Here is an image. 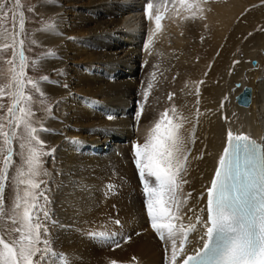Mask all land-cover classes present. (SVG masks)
Masks as SVG:
<instances>
[{
    "label": "bare ground",
    "instance_id": "obj_1",
    "mask_svg": "<svg viewBox=\"0 0 264 264\" xmlns=\"http://www.w3.org/2000/svg\"><path fill=\"white\" fill-rule=\"evenodd\" d=\"M137 2L38 0L32 6L37 27L30 40L38 55L33 61L49 77L38 86L53 103L38 133L45 145H56L47 166L54 201L49 241L66 264H172L171 242L151 227L133 151L165 110L182 124L187 156V183L178 194L180 214L186 215L178 226L196 223L197 215L206 220L201 209L228 131L264 149V0H186L183 8L180 0L169 6L150 0L140 8ZM140 18L147 27L139 40L135 28L123 27ZM16 21L13 33L19 16ZM19 51L17 41V70ZM244 87L249 102L242 107L234 98ZM102 173L119 185L117 198H104L105 180H96ZM100 232L106 238L91 236ZM203 232L196 224L189 233L187 254L201 245ZM183 257L178 251L176 264Z\"/></svg>",
    "mask_w": 264,
    "mask_h": 264
},
{
    "label": "snow or ice",
    "instance_id": "obj_2",
    "mask_svg": "<svg viewBox=\"0 0 264 264\" xmlns=\"http://www.w3.org/2000/svg\"><path fill=\"white\" fill-rule=\"evenodd\" d=\"M185 2L180 0L182 4ZM152 7L151 3L147 4L146 15L149 19ZM28 11L33 12L34 9L29 7ZM9 16L13 27L19 16V31L13 33L11 44L0 46V52L12 49V58L3 61L7 65L6 71L0 69V76L4 78V83L0 84V98L5 96L7 89L6 94L11 99V105L6 109L8 116L0 117V137H3L4 146L10 145L13 139H19L20 149H26L23 166L17 169L16 179L20 184L27 185L28 190L24 191L23 197L17 193L10 210L5 207L6 182L9 181L10 165L13 163V150L0 146V153L3 154V168H0V222L10 220L11 231L18 234V238L12 242L0 238V264H48L49 260L56 264L57 259L65 264V258L58 256L51 247L47 227L39 222L40 213L45 221L49 218L47 210L40 208L38 203L39 197L45 201L47 197L43 193L32 195V190L38 189L42 183L39 177L47 173L43 171L41 160L45 154L41 151L44 142L37 135L36 113L30 105L39 99L45 112L51 109L45 104L44 93L38 84L28 79L25 71L28 63L24 52L27 37L22 0H0V21ZM161 19L160 16L156 17L157 30L161 27ZM3 27L5 31L0 32V37L8 34L7 26ZM46 27L51 28L52 25ZM17 39L20 48L19 70L15 63ZM31 42L36 43L35 40ZM47 55L52 56L54 53L48 52ZM38 65L39 61H32V67ZM42 79L47 81L48 77ZM29 87L39 93V97L26 91ZM147 97L146 92L145 99ZM171 98L172 94H169ZM171 111L175 113L176 109L172 108ZM5 121L10 131H5ZM181 127L182 124L174 123L165 110L146 142L133 145L134 164L147 197V215L159 238L166 243L171 242L172 264L177 262L178 251L184 256L182 264H264V149L247 135L228 131L227 146L218 159L214 178L207 189L206 208L201 209V212L207 213L206 220L197 215L196 223H180L178 226L176 221H183L186 215L180 214L183 198L178 199V194L181 185L187 183L183 180L187 156L184 154L185 141L180 134ZM25 173L27 178L19 179ZM188 219L191 221L192 217ZM116 223L119 224V221ZM196 224L204 229L201 236L203 247L193 254H187L185 242ZM91 236L106 238L103 232L92 233ZM181 237L177 244V239ZM116 246H119V242ZM111 264L116 262L112 261Z\"/></svg>",
    "mask_w": 264,
    "mask_h": 264
},
{
    "label": "rangeland",
    "instance_id": "obj_3",
    "mask_svg": "<svg viewBox=\"0 0 264 264\" xmlns=\"http://www.w3.org/2000/svg\"><path fill=\"white\" fill-rule=\"evenodd\" d=\"M37 1L38 0H22V3H23L24 17L26 18L25 19V34L27 37L26 41H25L24 48H25V52H28V54L26 53L28 63H27V66L25 68V71H26L28 79H32L37 84H39V83L45 82L42 78L45 76L48 77V75L41 72L36 67L31 66L34 57L38 56L37 54H35L36 49L32 45V42L30 40L31 32H32V30H34L35 27H37V25L34 22L35 16H34L33 12L28 11V8L29 7L32 8V6H34ZM185 5H186V2L183 4L181 3L182 8L185 7ZM146 23L147 22L145 20H143V18L136 19L135 21L130 20L129 24L125 25L123 27V30L125 29V31H129L130 27L132 26L133 28H135L137 30V34L140 36V38H139V40H140L141 37L143 38L146 34L145 33L146 27H147ZM4 25L7 26L8 34L5 37H0V46H2L5 43L11 44L10 40L12 39V36H13V31H12L13 22H12L11 16H9L6 20L0 21V32L5 31V28L3 27ZM138 28H139V30H138ZM256 31H258V30H256ZM253 33L254 32L251 31V32L245 34V37H250L253 35ZM260 33L264 34V28L263 27H261ZM19 38H24V37H19ZM18 39H17V41H18ZM143 41L144 40L142 39L137 44L139 51H140V49L141 50L143 49ZM139 45H141V46H139ZM27 49H28V51H27ZM5 58H8V59L12 58V49L11 48L4 49L3 52H0V69H2L3 71H6V69H7V65H5L3 63ZM15 59H16V55H15ZM141 64H142V62H139V65H141ZM250 64H253V63H250ZM3 83H4V78H3V76H0V84H3ZM26 91L32 92L34 97H39V93L33 92L31 87H29ZM6 93H7V89H5V96L3 98H0V106H2V107H0V117H7L8 116L6 109H7V107H9L11 105V99L8 98ZM43 99H44L45 104L51 109L50 112L44 111V108L41 106L39 99H36L35 103L30 105V106H32L33 111H35V113H36L34 120H35V126L37 127V135H38V133L40 134L41 129L39 126H41V123L43 121V117L51 115L52 109H53V103L49 99H47L46 96H44ZM167 99H169V97H167ZM5 123H6V121H5ZM5 131H10L9 127L7 126V123H6ZM20 142L21 141L19 139H13L11 141L10 145L4 146L3 145V137H0V146L11 147L13 150L12 151L13 163H12V165H10L9 181L6 182V191H5V207L9 210L11 209V207L13 206L14 202L17 199V193H19V195L21 197H23L24 191L28 190L27 185L20 184L18 182V179H16L17 169L22 168L24 156L26 155V149H20V147H19ZM55 146L44 144L43 148L41 149V151L43 153H45L44 155L41 156L42 168H43V171L46 172L47 174L39 177V180L42 181V183H40V187L38 189L32 190L33 196H37L39 193H43L44 196L47 197L46 201L44 200L43 197H39L38 203H39L40 208L46 209L47 212L49 213V218L46 221L44 220L42 213H40V221L41 222L39 221L40 223L44 224L48 229V236H47L48 240H49V236L51 235V232H50V229H51L50 225L52 223V210L51 209H52V206H53L52 204L54 203V201H53V196L50 194V192L52 190L49 188V184H48L51 182L52 177L47 172V166L49 165L48 163L51 162V159H53V155L55 154V150H56ZM37 147H39V146H37ZM77 152H78V154H81L82 150H80V151L78 150ZM0 168H3V154L2 153H0ZM26 178H27L26 173H25V176L19 177V179H26ZM106 178L108 179L106 173L105 174L104 173L97 174V177H96V180L98 179L97 182H99L101 184L105 180V183L102 185V188L100 191L103 190L102 193L104 194V198L106 200H110V198L111 199L117 198L119 195V192H120L119 191V185L114 183L115 181H110L109 179H108V181H106ZM139 185H140V189H142V184H140V182H139ZM115 192H118V195H116ZM113 208L115 209V207H113ZM115 212H116V209H115ZM115 227L119 228L120 226L115 225ZM0 238H4L6 240V242H12L14 239L18 238V234L11 231V221L10 220H6L5 222H0ZM0 250H2V247H0ZM60 256H62V255H60ZM58 261H59V259H58ZM59 264H60V262H59Z\"/></svg>",
    "mask_w": 264,
    "mask_h": 264
},
{
    "label": "water",
    "instance_id": "obj_4",
    "mask_svg": "<svg viewBox=\"0 0 264 264\" xmlns=\"http://www.w3.org/2000/svg\"><path fill=\"white\" fill-rule=\"evenodd\" d=\"M234 99L237 105L245 107L249 102V89L244 87Z\"/></svg>",
    "mask_w": 264,
    "mask_h": 264
}]
</instances>
